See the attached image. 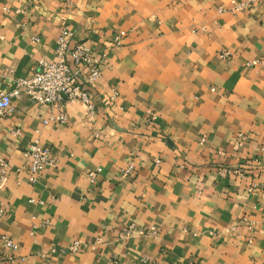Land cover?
I'll return each mask as SVG.
<instances>
[{
	"label": "crops",
	"instance_id": "1",
	"mask_svg": "<svg viewBox=\"0 0 264 264\" xmlns=\"http://www.w3.org/2000/svg\"><path fill=\"white\" fill-rule=\"evenodd\" d=\"M233 1L0 0V94L64 29L106 54L94 114L45 122L20 89L0 116L3 264H264V0ZM34 141L57 162L35 183Z\"/></svg>",
	"mask_w": 264,
	"mask_h": 264
},
{
	"label": "built area",
	"instance_id": "2",
	"mask_svg": "<svg viewBox=\"0 0 264 264\" xmlns=\"http://www.w3.org/2000/svg\"><path fill=\"white\" fill-rule=\"evenodd\" d=\"M255 2L257 0H234L230 7H222L220 10L239 13ZM72 35L73 32L64 29L55 49L57 59L53 61L39 60L29 76L17 80V87L14 91L0 94V116L14 111L12 97L18 94L20 89L24 90L35 102L59 109L57 116H51L45 122H67L69 117L66 106L69 104L83 103L91 114L95 113L96 105L91 100L89 88L99 83L103 74L106 54L96 53L92 45L87 42L76 43L71 52L68 53ZM122 38L121 34L116 35L114 39L116 46L122 44ZM257 62L255 60L250 62L249 65L257 64ZM13 134L17 136L20 131L14 130ZM27 155L31 163L30 181L33 183L38 181L40 174L47 167L55 166L57 163L52 151L42 146L38 141H34L30 146ZM9 172L10 164L8 160L0 159V193L8 181ZM89 175L91 180L95 182L97 173L91 172ZM5 214V208L0 206V217ZM133 230L134 225L126 231L125 235L132 234ZM151 233L156 234L157 228L153 227ZM3 246L10 253L18 250L16 242L7 235L3 238ZM72 249L77 250L78 244H75ZM13 260V255L5 257L0 254V264Z\"/></svg>",
	"mask_w": 264,
	"mask_h": 264
}]
</instances>
